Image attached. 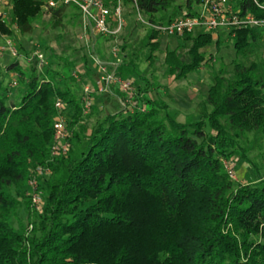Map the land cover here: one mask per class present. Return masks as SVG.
I'll use <instances>...</instances> for the list:
<instances>
[{
	"label": "trees",
	"instance_id": "obj_1",
	"mask_svg": "<svg viewBox=\"0 0 264 264\" xmlns=\"http://www.w3.org/2000/svg\"><path fill=\"white\" fill-rule=\"evenodd\" d=\"M48 1L8 0L10 22L26 35L41 13L54 30L65 27L67 10L80 18L75 7L51 8ZM199 1L121 3L162 25L173 19L169 10L191 15ZM231 2L239 15L264 20V0ZM115 6V0L108 4ZM12 34L0 20V35ZM157 37L148 28L139 45L121 47L116 71L143 84L137 100L144 108L106 115L90 129L80 95L58 72L47 67L39 73L36 59L18 102L7 105L0 84V264H264V178L235 185L224 168L234 157L255 168L247 155L264 139V62L254 59L263 32L218 30L216 39L209 32L188 33L178 37L190 43L184 53L181 45L165 50L164 73L180 80L201 67L208 44L214 41L218 53L225 37L231 41L232 74L213 73L201 118L192 123L177 122L165 101L146 98L150 84L139 64L153 65ZM5 70L21 68L13 62ZM57 99L69 109V149L50 161ZM76 142L84 148L72 155ZM38 166L49 168L48 181H39ZM32 175L43 204L31 213ZM20 205L26 229L12 223Z\"/></svg>",
	"mask_w": 264,
	"mask_h": 264
},
{
	"label": "rangeland",
	"instance_id": "obj_2",
	"mask_svg": "<svg viewBox=\"0 0 264 264\" xmlns=\"http://www.w3.org/2000/svg\"><path fill=\"white\" fill-rule=\"evenodd\" d=\"M183 1L184 0H177L176 5L182 4ZM6 3L8 4V0L2 3L5 6L1 5L0 11L2 8L9 7V9H6L7 18L5 21L8 25H11L13 34L11 36L0 35V37H2L0 40V47H3L6 41H11L13 49L0 52V84L5 94L4 99L7 105L18 102L24 94L27 78L29 77V69L34 62L31 59V53L36 46L39 47L46 63L45 65H39L38 62H36L37 71L43 74L46 70L45 68L48 67L50 73L54 71L58 72L60 81L67 80L73 93L79 96L81 86L93 81L96 75L89 57L91 51L87 52L85 43L80 40L83 34L81 19L74 20L73 14H75V12L67 10V17L64 20V23H66L65 27L61 30H54L49 26V15L41 13L33 24L32 32L21 35L15 25L10 22V6ZM168 13L172 18L181 15L178 9L169 10ZM121 15L124 19V25L116 36L103 37L95 33H89V31L86 35V40L88 41L90 49L93 48V54L98 56L102 61L112 64L116 63V57L111 56V50L113 48L118 51L119 58L121 59L124 54L121 51V47L128 48L131 45H139L148 30L146 24H141L136 20L129 5H122ZM158 17V14L153 16L154 19ZM144 18V21L148 22V19L146 17ZM260 30L263 32V39L259 43L260 49L255 52L254 59L264 62V27L260 28ZM199 33H203V31L196 29L193 35L196 36ZM58 36L59 38L57 39ZM212 37L216 39V33L212 34ZM157 40L160 44V48L159 51L154 53L153 65L149 66L147 62L139 64L140 75L145 77L150 84V92L146 95V98L165 101L168 105V113L179 123L199 121L201 118L200 103L205 99L208 87L213 81V73L219 72L223 73L225 76L232 74L231 61L234 58V53L231 47V41L225 37L224 44L218 53L215 52L214 41H212L203 49L205 60L201 67L188 74L184 79L174 80L164 73L165 67L163 61L165 50L174 49L176 46L181 45L180 52L184 53L190 43L187 42L183 44L182 40L178 37H166L163 35H158ZM81 57H84L86 61H83ZM70 61H73L72 66H68ZM13 62L19 63L21 68L20 71L8 72L5 70L6 66ZM72 73L77 75L76 80L71 78ZM117 77L128 81L130 83V89L126 92H122L119 86L114 84L110 87L108 95L95 96L93 99L94 102L96 100L102 101L105 103V108L102 111L93 108L84 116L83 121L88 129L95 123L102 121L106 115L114 114L119 111H131L136 106L144 108L140 100H137V88L142 87L143 84L131 75H117ZM114 86H116V88ZM150 96L152 98H150ZM109 104L110 106H108ZM67 130L69 132L68 126ZM79 143L80 142L74 143L72 155L78 154L79 151L84 148V145H80ZM60 156L63 155H57L53 159H51L50 156V161H54ZM247 157L256 169L247 164L244 160L236 157L232 158L230 162H226L232 169L234 175L233 179L237 181L235 185L238 183L255 182L259 177L264 178V139L261 141L260 147L249 152ZM35 169L33 171H35ZM45 169L49 170L47 167ZM38 176L41 183L48 181L51 177L50 171ZM33 178L32 175L30 179L33 180ZM34 180L36 183L34 182L35 186L33 188L35 193L40 197L41 203L39 206L33 205L30 196L28 199L30 201L31 213L32 211L35 212L40 210L43 204V198L37 186V182L39 181L35 178ZM27 182L29 183V181ZM29 187L30 188H27V194L30 195L32 188L31 186ZM16 213V217L12 221L13 226L26 229L27 211L20 205ZM30 230L31 226L29 224L26 234Z\"/></svg>",
	"mask_w": 264,
	"mask_h": 264
},
{
	"label": "built area",
	"instance_id": "obj_3",
	"mask_svg": "<svg viewBox=\"0 0 264 264\" xmlns=\"http://www.w3.org/2000/svg\"><path fill=\"white\" fill-rule=\"evenodd\" d=\"M5 0H0V6ZM111 0H49L48 6L55 8L59 5L73 6L77 9L83 34L80 37L87 48L96 75L93 81L85 83L81 86L80 100L82 105V114L86 116L94 105L95 96H103L109 94V89L112 85H118L122 92L130 89V83L116 75L118 64L121 62L118 51L113 48L111 56L116 57V63L102 61L93 53V48L90 49L86 35L95 33L99 36L108 37L116 36L124 25V19L121 15L122 3L121 0H115L116 6L111 9L108 4ZM134 2V1H133ZM7 4V3H6ZM8 5V4H7ZM134 5V4H133ZM5 7L0 11V20L5 21L7 18ZM136 20L141 24H146L149 29L157 32L158 35L166 37H181L183 34L193 33L196 29L202 30L203 33H216L218 30L229 31L236 28H263L264 20H258L250 14L239 15L235 10L231 0H200L193 9L191 15H180L162 25L156 23L145 22L144 16L139 12L135 14ZM2 37H0L1 40ZM11 41H6L3 47H0V52L11 50ZM31 59H36L39 65H45L43 55L38 46L31 53ZM71 77L77 79V75L72 73ZM56 115L52 124L53 145L51 147V159L57 155H65L68 151L69 132L67 130L68 106L57 99L54 103ZM224 168L230 178H234L232 169L224 162ZM48 169L37 167L34 171L36 175L48 173ZM34 180V178H33ZM29 180L28 185L32 191L29 197L33 205L39 206L41 203L40 197L34 191L35 180ZM33 181V182H32ZM36 183V182H35ZM30 188V187H29Z\"/></svg>",
	"mask_w": 264,
	"mask_h": 264
},
{
	"label": "crops",
	"instance_id": "obj_4",
	"mask_svg": "<svg viewBox=\"0 0 264 264\" xmlns=\"http://www.w3.org/2000/svg\"><path fill=\"white\" fill-rule=\"evenodd\" d=\"M117 86V85H116ZM116 86H114L115 88H116ZM114 88V89H115ZM150 98H152L151 96H150ZM96 99V98H95ZM105 103H103L102 101H99V100H96L95 102H94V107L93 108H96V110H100V111H102V110H104V108H105ZM108 106H110V104L108 105Z\"/></svg>",
	"mask_w": 264,
	"mask_h": 264
}]
</instances>
